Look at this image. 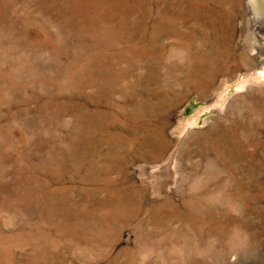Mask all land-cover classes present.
<instances>
[{
  "label": "rangeland",
  "instance_id": "obj_1",
  "mask_svg": "<svg viewBox=\"0 0 264 264\" xmlns=\"http://www.w3.org/2000/svg\"><path fill=\"white\" fill-rule=\"evenodd\" d=\"M264 0H0V264H264Z\"/></svg>",
  "mask_w": 264,
  "mask_h": 264
},
{
  "label": "bare ground",
  "instance_id": "obj_2",
  "mask_svg": "<svg viewBox=\"0 0 264 264\" xmlns=\"http://www.w3.org/2000/svg\"><path fill=\"white\" fill-rule=\"evenodd\" d=\"M263 71H264V69H263Z\"/></svg>",
  "mask_w": 264,
  "mask_h": 264
}]
</instances>
